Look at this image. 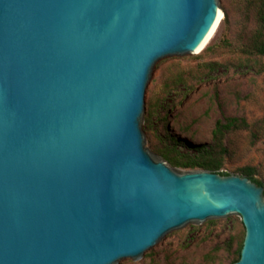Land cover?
Here are the masks:
<instances>
[{
	"label": "water",
	"instance_id": "1",
	"mask_svg": "<svg viewBox=\"0 0 264 264\" xmlns=\"http://www.w3.org/2000/svg\"><path fill=\"white\" fill-rule=\"evenodd\" d=\"M223 0H0V264H144L240 219L264 264V187L149 152L148 97L195 63Z\"/></svg>",
	"mask_w": 264,
	"mask_h": 264
},
{
	"label": "rangeland",
	"instance_id": "2",
	"mask_svg": "<svg viewBox=\"0 0 264 264\" xmlns=\"http://www.w3.org/2000/svg\"><path fill=\"white\" fill-rule=\"evenodd\" d=\"M245 1L223 0L227 17L195 63L167 62L159 70L148 97L145 135L152 142L149 152L163 159L164 153L179 152L174 150L175 143L182 155L191 147L211 144L219 120L245 119L248 129L225 137L228 156L222 172L242 176L241 169L255 168L256 179L264 184V73L244 74L220 68L200 80L206 64L238 58L241 47L248 42L255 29V12L248 10ZM177 77H182L184 83L174 87ZM243 239L240 218L174 236L144 264H232Z\"/></svg>",
	"mask_w": 264,
	"mask_h": 264
},
{
	"label": "trees",
	"instance_id": "3",
	"mask_svg": "<svg viewBox=\"0 0 264 264\" xmlns=\"http://www.w3.org/2000/svg\"><path fill=\"white\" fill-rule=\"evenodd\" d=\"M245 2L248 10H254L255 12V29L248 39V42L241 47L238 58L224 63L210 62L206 64L204 66L206 72L200 75L201 81L205 80V77H209L220 68L227 70V72L233 70L234 72L239 71V73H242L244 71V74L253 73L261 75L264 73V64L261 63V60L264 58V0H246ZM182 83H184V79L177 77L174 80L173 86L178 87ZM249 127L245 119L237 117L219 120L213 130V141L211 144L191 147L188 149L189 152L182 155L179 154L181 150L177 148L178 144L175 143L174 150L177 149L179 152L164 153L162 157L173 167L190 171H211L222 176H229L228 173L222 172L225 166L224 161L228 156V149L224 145L225 137L229 133L241 129H248ZM240 173L242 177H247L258 185L264 186L262 182L256 179L257 172L255 168H244L240 170ZM244 239L238 249L236 259L232 264L240 260Z\"/></svg>",
	"mask_w": 264,
	"mask_h": 264
}]
</instances>
